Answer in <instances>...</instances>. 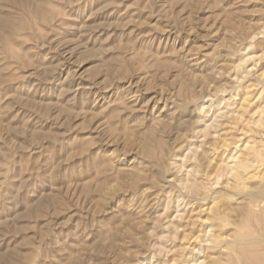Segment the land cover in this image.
Returning <instances> with one entry per match:
<instances>
[{"label":"rangeland","instance_id":"374dc122","mask_svg":"<svg viewBox=\"0 0 264 264\" xmlns=\"http://www.w3.org/2000/svg\"><path fill=\"white\" fill-rule=\"evenodd\" d=\"M263 154L264 0H0V264H264Z\"/></svg>","mask_w":264,"mask_h":264},{"label":"bare ground","instance_id":"6f19581e","mask_svg":"<svg viewBox=\"0 0 264 264\" xmlns=\"http://www.w3.org/2000/svg\"><path fill=\"white\" fill-rule=\"evenodd\" d=\"M256 145H257V144H256ZM246 146H247V145H246ZM249 146L252 147V145H249ZM253 146H254V145H253ZM254 148H255V147H254ZM254 148H253V149H254ZM258 148H259V147H258ZM248 149H249V148H248ZM249 150H250V149H249ZM249 150H248V151H249ZM257 150H258V149H257ZM252 151H253V150H251V152H252ZM255 151H256V150H255ZM253 154L255 155V152H254ZM256 156H257V154H256ZM260 156H261V155H260ZM262 156L264 157V154H263ZM250 158H251V157H250ZM261 158H262V157H261ZM252 159H253V158H252ZM254 159H255V158H254ZM254 159H253V160H254ZM262 161H263V160H262ZM248 162H249V161H248ZM248 162L244 163V162L240 161V162L237 164L238 166L235 165V166H237V172H238V169H239V168H245V167H247V166H248V164H247ZM254 162H255V160H254ZM245 164H247V165H245ZM254 164H255V163H254ZM256 164H257V163H256ZM251 166H252V165H251ZM253 166H254V165H253ZM255 166H256V165H255ZM233 167H234V166H233ZM249 167H250V166H249ZM256 167H257V166H256ZM258 167H259V166H258ZM235 168H236V167H234V169H235ZM252 168H253V167H252ZM247 169H249V168H247ZM255 170H256V169H255ZM243 171H244V170H243ZM256 172H257V171H256ZM260 172H261V171H260ZM234 173H235V172H234ZM243 173H244V172H243ZM243 173H242V175H243ZM240 174H241V173H240ZM242 175H241V176H242ZM252 175H253V174H252ZM259 176H260V175H259ZM238 177H239V176H238ZM243 177H244V176H243ZM243 177H242V178H243ZM253 177H254V176H253ZM253 177H252V178H253ZM242 178H241V179H242ZM244 178H245V177H244ZM255 178H256V177H255ZM245 179H246V178H245ZM236 185H237V184H236ZM261 186H262V184H261ZM261 186H260V188L262 189L263 186H262V187H261ZM234 191H236L235 188H234ZM234 191H233V192H234ZM261 191L263 192V190H261ZM261 191H260V193H261ZM233 194H234V193H233ZM236 194H237V192H236ZM238 194H239V193H238ZM261 194H263V193H261ZM263 195H264V194H263ZM250 196H251V195H250ZM255 196L257 197V196H261V195H260V194H259V195H258V194H257V195L255 194ZM251 197H253V196H251ZM263 198H264V196H263ZM256 199H257V198H255V200H256ZM251 200H252V199H251ZM255 202H256V201H255ZM252 203H254V202H252ZM248 204H249V203H248ZM250 204H251V203H250ZM251 205H252V204H251ZM221 211H222V210H221ZM223 212H224V211H223ZM224 213H225V212H224ZM224 213H223V214H224ZM223 214H222V215H223ZM225 214H226V213H225ZM228 216H229V215H228ZM260 216H261V215H260ZM227 219H228V218H227ZM229 219H230V218H229ZM222 221H223V219H222ZM230 222H231V221H230ZM224 223H225V222H224ZM211 226H212V225H211ZM236 236H237V235H236ZM228 237L231 238L230 236H228ZM232 237H233V236H232ZM237 237H239V236H237ZM240 237H241V235H240ZM243 237H244V236H243ZM214 238H215V240L213 239V240H214V247H216V245L219 244V243L223 240L224 237H222V235L219 233V234H217ZM225 238H226V237H225ZM233 238H234V237H233ZM235 238H236V237H235ZM262 238H263V237H262ZM227 240H228V239H227ZM227 240H226V241H227ZM231 240H232V238H231ZM243 240H245V239L242 238L241 241L244 242ZM262 240L264 241V238H263ZM226 241H224L223 243H225ZM233 241H234V240H233ZM236 241L238 242L237 238H236ZM236 241L233 242V243H236ZM263 241H262V242H263ZM227 242H228V241H227ZM227 242H226V244H227ZM229 242H232V241L229 240ZM229 242H228V243H229ZM242 242H241V243H242ZM223 243H222V244H223ZM239 243H240V239H239ZM241 243H240V244H241ZM229 244H230V243H229ZM229 244H228V245H229ZM242 244H243V243H242ZM219 245H220V244H219ZM232 248H233V246H232ZM226 249H227V247H226ZM230 249H231V248H230ZM227 250H228V249H227ZM231 250H232V249H231ZM223 254H224V253H223ZM246 256H247V255H246ZM252 257H253V256H252ZM218 258H219V257H218ZM245 258H246V257H245ZM214 259H215V258H214ZM219 259L221 260V258H219ZM215 260H216V259H215ZM217 260H218V259H217ZM227 260H228V259H227ZM253 260H254V259H253ZM213 261H214V260H213ZM230 261H231V260H230ZM225 262H226V261H224V263H225ZM214 263L221 264L222 262L220 261V263H218V262L214 261ZM231 264H232V263H231ZM252 264H253V263H252Z\"/></svg>","mask_w":264,"mask_h":264}]
</instances>
